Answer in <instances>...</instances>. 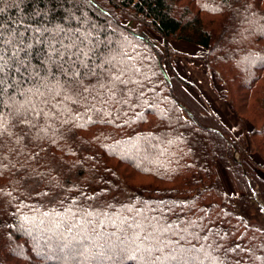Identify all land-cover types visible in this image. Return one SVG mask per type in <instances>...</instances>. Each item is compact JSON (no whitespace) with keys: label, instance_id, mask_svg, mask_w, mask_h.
Here are the masks:
<instances>
[{"label":"trees","instance_id":"obj_1","mask_svg":"<svg viewBox=\"0 0 264 264\" xmlns=\"http://www.w3.org/2000/svg\"><path fill=\"white\" fill-rule=\"evenodd\" d=\"M76 3L133 57L143 73V101L116 105L108 109L111 117H94L96 123L83 117L72 132L54 133V142L30 143L23 148L27 159L5 154L0 264H141L121 245L118 223L97 225L101 235L83 250L73 246L79 232L67 230L73 220L67 209L75 212L77 205L110 213L117 222L136 214L126 209L163 213L169 224L187 229L184 247L199 249L207 235L219 241L221 261L238 264L239 256V264H249L243 251L223 253L233 241L264 251L257 201L264 204L258 173L264 171V0H248L250 13L233 0ZM145 29L163 42L157 45ZM169 38L202 49L195 58L236 113V127L189 91L194 86L175 70ZM217 164L232 194L225 192Z\"/></svg>","mask_w":264,"mask_h":264},{"label":"snow or ice","instance_id":"obj_2","mask_svg":"<svg viewBox=\"0 0 264 264\" xmlns=\"http://www.w3.org/2000/svg\"><path fill=\"white\" fill-rule=\"evenodd\" d=\"M240 8L252 11L248 0ZM9 10L17 13L15 18L5 15ZM142 75L133 57L85 16L76 0H0V162L5 154L27 159L23 148L28 144L54 142V133L72 132L83 117L96 123L94 117H111L108 109L116 105L142 102ZM125 211L136 214L117 222L104 211L68 208L73 220L67 230L75 227L79 232L73 246L83 250L101 235L97 225L118 223L121 245L125 251L134 250L141 264H231L221 261L219 241L205 235L199 249L184 247L187 229L169 224L163 213ZM240 251L249 264H264L258 244L244 247L233 241L223 254ZM193 252L196 257L189 255ZM234 259L239 264L242 258Z\"/></svg>","mask_w":264,"mask_h":264},{"label":"rangeland","instance_id":"obj_3","mask_svg":"<svg viewBox=\"0 0 264 264\" xmlns=\"http://www.w3.org/2000/svg\"><path fill=\"white\" fill-rule=\"evenodd\" d=\"M125 22L128 21L125 20ZM145 32L149 39L157 45H160L164 40L150 29H145ZM167 42L176 52L172 59L175 70L194 86L189 88V91L198 99L202 97L213 111L217 110L218 116L229 128L236 127L238 123L236 113L231 110L228 102L220 99L217 93L218 86L214 85L210 76L205 73L201 64L195 58L202 49L197 45L174 38L167 39ZM235 157L237 158V154H235ZM217 169L222 177L221 182L225 192L232 194V185L225 169L220 164H217Z\"/></svg>","mask_w":264,"mask_h":264},{"label":"crops","instance_id":"obj_4","mask_svg":"<svg viewBox=\"0 0 264 264\" xmlns=\"http://www.w3.org/2000/svg\"><path fill=\"white\" fill-rule=\"evenodd\" d=\"M215 112L217 113V110H215ZM217 171H218V169H217ZM258 173L261 175V177L264 178V171H263V170H260ZM218 174H219V177H220V179H221V181H222V177H221L219 171H218ZM232 190H233V188H232Z\"/></svg>","mask_w":264,"mask_h":264},{"label":"built area","instance_id":"obj_5","mask_svg":"<svg viewBox=\"0 0 264 264\" xmlns=\"http://www.w3.org/2000/svg\"><path fill=\"white\" fill-rule=\"evenodd\" d=\"M257 201L259 202V205H260V207H261V212H262V214H263V216H264V204L261 203L258 199H257Z\"/></svg>","mask_w":264,"mask_h":264}]
</instances>
